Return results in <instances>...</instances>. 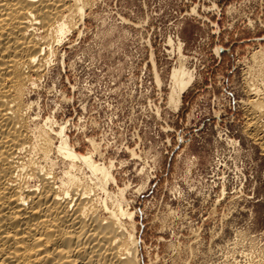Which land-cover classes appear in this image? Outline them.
<instances>
[{
  "label": "rangeland",
  "instance_id": "374dc122",
  "mask_svg": "<svg viewBox=\"0 0 264 264\" xmlns=\"http://www.w3.org/2000/svg\"><path fill=\"white\" fill-rule=\"evenodd\" d=\"M82 1L61 40L36 30L53 48L22 94L30 156L60 184L65 127L77 152L112 166L110 194L82 163L73 174L96 187L103 216L119 201L134 213L140 264H264V151L249 128L254 89L264 94V0ZM182 62L195 78L175 109ZM46 131L55 150L42 162Z\"/></svg>",
  "mask_w": 264,
  "mask_h": 264
},
{
  "label": "bare ground",
  "instance_id": "6f19581e",
  "mask_svg": "<svg viewBox=\"0 0 264 264\" xmlns=\"http://www.w3.org/2000/svg\"><path fill=\"white\" fill-rule=\"evenodd\" d=\"M86 5L82 0H0V264H140L136 232H128L130 226L127 227L125 221L134 218V213L123 209L119 201L117 210L113 206L116 211L106 209L109 215L103 216L92 195L96 187L92 192L93 186H81L79 178L73 174L77 163H82L94 176L97 187L110 194V184H116L112 166L96 162L91 153L77 152L65 127L58 132L61 142L55 148L56 153L58 150L60 155L71 160V169L64 173L65 179L61 176L60 184L52 172L55 166L52 169L45 166V169L37 158L30 156L35 147L30 146L28 105L22 94L31 76L43 67L40 63L47 59L48 46L53 48L52 43L49 44L51 40L44 41L36 36V30L48 35L55 30L60 38L62 33L76 27L74 15L68 20L67 13L72 15L76 7L77 14L84 19ZM180 64L171 75L173 86L169 103L175 109H179L183 94L195 78L194 70H189L183 62ZM254 91L258 97L254 98L261 100L255 105L254 101L250 102L253 106L249 111V128L264 151V94L257 88ZM52 129L51 132H55ZM44 134L47 135L40 143L44 145L36 147L42 162L43 158L45 162L53 155L49 151L55 150L52 146L55 142L48 138L47 131ZM52 162L58 164L55 160ZM123 190L125 192V188ZM103 203L108 205L106 201Z\"/></svg>",
  "mask_w": 264,
  "mask_h": 264
},
{
  "label": "built area",
  "instance_id": "2783aa9c",
  "mask_svg": "<svg viewBox=\"0 0 264 264\" xmlns=\"http://www.w3.org/2000/svg\"><path fill=\"white\" fill-rule=\"evenodd\" d=\"M93 128H94V125H92L90 122L89 123L85 122V127H83L82 125L81 130L82 132L86 131L87 133H90V132H93L94 130Z\"/></svg>",
  "mask_w": 264,
  "mask_h": 264
}]
</instances>
